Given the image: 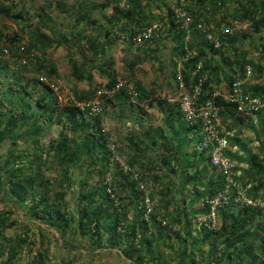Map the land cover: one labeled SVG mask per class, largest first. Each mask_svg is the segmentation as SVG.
Instances as JSON below:
<instances>
[{
	"label": "trees",
	"instance_id": "trees-1",
	"mask_svg": "<svg viewBox=\"0 0 264 264\" xmlns=\"http://www.w3.org/2000/svg\"><path fill=\"white\" fill-rule=\"evenodd\" d=\"M51 1L58 5L63 3L62 0ZM121 1H116L115 14L111 20H106L107 24L126 20L125 30L137 35L155 23L142 11V0H128L126 10L120 8ZM172 2L174 8H168V16L163 18V22L168 20L165 26L166 35L175 43L173 54L183 63L178 87L180 84L184 87L185 83L191 92L195 86L201 84L200 104L214 99L217 106L234 109L223 95L214 94V84L219 86L226 82L230 89L233 82L246 76L248 65L253 66L255 79L259 81L262 78L264 0ZM230 3L237 5L231 20L225 16V9ZM91 4L90 8L80 5L79 15L75 18L71 31L73 41L66 39L69 45L77 49V54L81 55L77 58L70 55L71 75L75 81L90 83L94 72L100 71L102 75L110 76L107 88L112 89L118 79L116 75L110 74L114 71L113 64L101 62L107 52L106 45L101 42L99 27L104 30L106 43L111 41L113 34L103 27L104 24L99 23V19H92L89 11L104 9L108 4ZM22 8L19 9V3L15 0H0V18L20 22L25 19ZM219 12L223 16L217 21L215 17ZM209 16L216 22L219 31L222 24L232 26L231 22L247 24L248 27L238 39L233 33L224 35L219 32L217 47V43L208 38L207 31H202L203 27L201 28L202 17L208 23L212 22ZM186 18L193 20L190 26L193 36L189 44L185 40ZM145 23L148 24L144 27ZM30 26L32 27L31 24ZM89 26L93 31L91 35L85 36L86 45L83 43L85 39L81 38V32L78 34L74 30L81 27L79 31H86ZM250 31L259 35V62L249 58L250 52L245 47ZM32 32L29 47L36 50L37 47L48 46L50 38L45 37L38 29ZM60 36L63 37V34ZM201 38L202 40L195 42ZM17 40L20 38L15 37L12 40V48L17 51L12 52L14 58L10 63L20 57L19 47L15 46ZM158 41L165 40L161 38ZM158 41H147L146 47L139 49L138 54H145L146 57L154 55L156 50L152 52L149 48L153 43L158 44ZM2 45L0 44V56L9 51ZM130 46L134 47L131 42ZM186 46L197 49V55L188 61L183 60ZM142 58L139 56V59ZM129 65L132 70L136 62L131 61ZM50 66L46 69L45 64H40L37 68L40 75L27 79L19 72L10 73L9 62L0 57V259L2 258L3 264H20L24 251L29 253L35 245V238H32L35 234L31 226L39 228L38 235L36 234L40 241L39 247L45 245L44 241L51 240L50 230L54 229L63 240L62 247L80 242L94 250H117L129 264H264L262 212L237 202L234 192L229 193L231 205L225 203L222 207L221 226L217 230L202 227L200 236H193L192 230L188 228L189 218L194 212L193 207L198 202L204 204L207 200L214 199L226 188L228 177L212 166L207 149H200L198 146L193 151L186 150L182 141L175 137H165L162 127L141 124L138 135L130 138V148H134L136 152L128 155L127 162L130 168L145 175L143 180L146 182L147 168H151L149 171L159 185L155 189L150 184L142 188L147 187L152 200H159V205L152 209L149 218H145V207L140 205L146 196L134 174L124 172L119 166L112 170L113 153L110 149L109 133L107 134L104 127L105 113L91 116L89 107L77 104L93 100L99 87L87 91L74 90L72 92L75 100L71 98L69 103L60 104L52 88L56 81H52L49 75L56 79L60 76L56 67L53 64ZM130 74L132 80L134 70ZM221 74L224 79L220 77ZM133 82L138 91L135 101L145 105L148 100L163 112L175 108L167 98L154 96L155 90L147 88L142 81ZM261 83L263 84L253 87H248L246 83L247 93L264 99V82ZM129 99L132 100L129 90L123 88L108 100L123 104ZM175 106L176 112L172 114L179 115L180 108L177 104ZM138 108L142 110L140 106ZM257 115L263 120L261 138L258 140L259 151H247V160L242 161L247 162L248 169L243 172L242 178L236 179H241L245 185H252L249 195L264 199V166L259 162L264 155V113ZM239 117L244 116L238 115L235 120L239 121ZM195 127L201 129V124ZM53 130V139L44 144L43 138ZM201 143L200 136L198 144ZM142 145L151 147V150L155 148L154 154L157 155L147 158L146 148ZM143 161L145 162L142 163ZM108 175L111 183L106 181ZM187 192L194 198L187 201ZM185 203L190 205L191 210L187 211L182 206ZM173 206H178L179 210L171 212ZM210 208L211 205L208 204L201 210L210 211ZM160 211L164 212L163 217L171 218V222L179 224L180 230L175 233L178 246L173 241L171 229L160 219ZM15 215H25L28 218L27 224L20 220L15 221ZM183 217L186 226L181 225ZM9 228H16L15 235L2 241L1 237ZM204 243H208L205 251L200 246ZM47 247L48 249L41 248L33 256L34 260L28 264H47L50 259V247ZM64 261L67 264L72 263Z\"/></svg>",
	"mask_w": 264,
	"mask_h": 264
},
{
	"label": "rangeland",
	"instance_id": "rangeland-1",
	"mask_svg": "<svg viewBox=\"0 0 264 264\" xmlns=\"http://www.w3.org/2000/svg\"><path fill=\"white\" fill-rule=\"evenodd\" d=\"M16 2L19 3V9L21 7L23 10L24 14V20H20V22L13 21L11 19H6V18H0V44L5 48H7L9 51V54L1 55L0 57L2 58L3 61H8L9 65L11 67V72L13 73L14 71L21 73L25 78L31 79V78H36L39 74V71L37 68L40 66V64H45L46 69L48 67H51L50 63H53V66L56 67L57 73L59 74L60 78L56 79L53 75H49L52 79V81H56V84L52 85V88L54 89L55 94L57 95V98L60 102V104H66L69 103V100L72 98L74 99V95L72 91H84L88 89H94L99 87L98 90H107V85L110 80L109 75H102L101 72H94V78L93 80L89 83L87 81H75L71 75V64L69 61L70 55H73L74 57H79L81 56L80 54H77V49L67 43L68 39L69 41L72 40V29L74 28V23H75V18L79 15V11L81 6L80 5H85V7L90 8L92 6L91 3H97V4H108L106 8H102L101 10L98 9H91L90 14L92 15V19H99V23L104 24L103 27L109 29L113 36L111 37V41L109 43H106V39H104V30L99 27V35L100 38H102L101 42L102 44H105L106 47V55L102 58L101 62L106 61L107 63L113 64L114 71L110 73L111 75L114 74L117 76V79L123 80L127 83H133L135 88L136 84L134 81H142L147 82V78L150 75H154L155 77L159 78V73H157L153 67H151L152 64L157 63V58L158 57H163L165 54L167 57V47L169 46V50L171 51L174 48V41H172V38H169L170 40H165L163 42H159L161 38H166L167 37V28L165 27L166 24L168 23L163 22V18H166V13L168 12V8H174V3L172 0H165L163 3V0H142V11L144 14L149 17L150 21H155L161 24L164 28L162 34L159 36L160 38L157 40L152 39V41H158V44L153 43L149 48L152 52L153 50H156L154 53V59L151 57L146 58L148 66H145L142 68L143 72L138 73L139 76L133 74L132 80H131V66L129 63L134 60L135 57H138L139 54L141 57H143L142 53L138 54V50L142 49L145 45L142 47H132L130 46V38H132V35L129 30H125V22L126 20H120L117 22H110V24H107L106 20H111L112 16L115 14V7L117 6L116 1L117 0H62L63 3L61 5H58L57 3H53L51 0H15ZM240 1V0H239ZM51 2L53 4H51ZM236 4L230 3L228 7L225 9V16L231 20V16H233V13L236 8ZM120 8L122 9H128V0H122L120 3ZM85 12V11H83ZM223 12V11H222ZM41 15H43V18H41ZM222 13H218L215 17V20L219 21L222 18ZM141 17V16H140ZM210 20L212 21L211 23H208L205 20V17L201 18V28L202 31H207V36L211 41H214L217 43V47L219 46V41H218V34L221 32L222 34L226 35L225 32H223V29L229 28L230 34L233 33L237 37V39L244 33L245 30H247L248 25L247 24H242V23H233L232 26H227L225 23L222 24L219 28L216 25V22L212 20V17L209 16ZM42 19H44L42 21ZM131 23V21L129 22ZM32 25V27L30 26ZM46 24V25H44ZM148 23H145L143 26L145 27ZM193 20L191 19L190 25L187 28V36L185 38L186 44H189L191 39H192V26ZM92 26V25H91ZM89 26V29H86V31H79L81 27H78L77 31L74 30L75 33L81 32V38L85 39L83 41L84 44H86V35H91L93 29ZM138 28H140L138 26ZM38 29L41 31V33L45 34V37L50 38L49 44L47 47L40 46L37 49H34V56L32 57V60L28 65L21 66L19 65V62L21 61V56L17 58L14 62L13 61V56L12 52L14 53L17 50H13L12 48V40L15 37H19L20 40H17L15 43L17 47L20 46H28L27 49L31 51V47H29L30 44V38L31 34L33 33V30ZM63 34V37L60 36V34ZM68 34V36H66ZM166 35V36H165ZM249 37L245 41V47L246 50H249V58L254 60L255 62H259L260 59V52L257 49V45L259 43V40L257 37H259L258 34H255L254 32L250 31L249 32ZM197 36V35H196ZM198 36H200L198 34ZM196 38V37H194ZM167 39V38H166ZM66 40V42H65ZM201 39L195 40V42H198ZM61 42V44H60ZM11 44V45H10ZM161 44V45H160ZM41 45V44H40ZM87 45V44H86ZM146 47V46H145ZM133 51H130V50ZM195 50L196 55H197V49L193 48ZM72 52V54H71ZM137 52V53H135ZM130 53V54H129ZM172 53V52H171ZM12 56V57H11ZM109 58L111 60H109ZM169 60V59H168ZM181 61V60H180ZM35 66H33L34 64ZM140 66V65H139ZM253 68L252 65H248ZM20 67V68H19ZM36 67V68H35ZM177 73L181 74V68L179 65L176 64ZM26 68V69H25ZM254 69V68H253ZM22 70V71H21ZM26 70V72H25ZM29 70V71H28ZM141 70V68H140ZM161 73L159 81V85H157L153 90H155L154 96H158L159 98H167L168 100H174V102L170 103H178L179 105V99L180 97L185 94L189 93V88H186V84L184 83V87L181 86L178 87L177 81L181 78L179 75H172L169 74V72L172 70L174 73V66L172 65L171 62H168V66H160L159 68ZM165 70V71H164ZM169 71V72H168ZM264 73V71H263ZM144 75V76H143ZM173 77V81L175 84V88L177 90H174L173 88H169L168 84L166 83L167 79ZM140 78V79H139ZM254 78V75H253ZM178 79V80H177ZM47 77L46 80L47 81ZM148 81H151L148 78ZM259 82H264V74L262 78L259 80ZM1 84V83H0ZM149 84V83H147ZM152 84V83H151ZM149 84V85H151ZM156 84V82L154 83ZM153 84V85H154ZM146 86V85H145ZM151 88V87H150ZM70 89V90H69ZM97 90V91H98ZM137 90V88H136ZM114 95H102L99 96L98 94L96 97L91 100L88 103L84 102H78L77 104L79 106H87L89 107V104L94 103V102H99L100 103V111L92 112L91 109L89 110V114L91 116L99 115L102 112L105 113V116H103L104 120V127L105 131L109 135L110 138V149L111 152L113 153V162L114 165L112 167V170L115 168L120 167L124 172H131L134 174L135 179L137 180L139 187L141 190H143L145 193L144 195L150 199L151 207L152 209L154 207H157L159 205V200L158 198H154L153 200L149 196V190L147 189H142L143 186H146L147 184H150V187L152 186L154 189L159 187L157 183H155L153 176L149 170V167L147 168V177H148V182L143 180L144 174L141 172H138L134 168H130L129 162H127V157L128 155L131 154V152H136L134 148H130L131 146V141L130 138H132V135L136 136L138 133L141 131L140 126H137L136 120H139V116L143 115V109H139V105H141L140 102L135 101L134 98L129 99L127 103L123 104H117L109 101V98H112ZM75 100V99H74ZM200 105V102H199ZM142 108V107H141ZM181 111V110H180ZM150 114L152 115L153 118H156V115L159 113L157 111H150ZM55 134V131L53 130L51 134H48L45 138H43L44 144H48L51 139H53V135ZM139 137V136H138ZM143 148L145 149L147 158L151 156H155L157 154H154L155 148L151 147H145V145H142ZM143 161L142 163H144ZM119 164V165H118ZM235 170H237V167H235L230 173V180L232 179L235 183L236 186H230L229 188L226 186V188L218 193V195L214 199L207 200L204 204L203 202H198L194 207L193 210L194 212L190 216V225L188 226L189 229L192 230L193 236L198 238L201 234L202 230V225L204 223L210 224V213L211 211H205L201 210L204 205H208L209 201L213 200L214 201V209H215V228L209 230H217L222 223V216H221V210L224 204L228 203L231 205L230 202V194L233 192L235 193V200L238 201L239 197V190H244L246 189V192L242 191L244 195L248 198L252 199H263L262 197H255L252 195H249V191L251 190V184L245 185L241 179H236L240 178L237 177L235 174ZM111 173V172H110ZM228 177V175H226ZM229 179H228V184H229ZM107 182L111 183V177L108 175L107 176ZM113 181V180H112ZM154 181V182H153ZM158 185V186H157ZM250 188L248 189V187ZM173 194V193H172ZM115 196V195H113ZM187 201L189 199H193L194 197L191 195L190 192H187L186 194ZM225 204V205H226ZM141 207L144 208V202L141 203ZM184 208H186L187 211L191 210L190 205L188 203H185V206L182 205ZM252 208H256L255 206H252ZM145 209V208H144ZM258 209V208H256ZM160 210V209H159ZM179 208L178 206H173L170 211H178ZM146 212V210H145ZM262 212V211H261ZM1 213V212H0ZM151 213V212H150ZM149 213V214H150ZM161 214L160 219L162 220L163 224H167L169 228L171 229V233L173 235V241L175 242L176 246L179 245V242L177 238L175 239V233L180 230L179 224L171 222V218L167 219L164 216V212L160 211ZM149 214L145 213V218H149ZM262 217L264 220V213L262 212ZM15 221H23V223L26 225L28 222V218L25 215L18 216L15 215L14 217ZM185 217L182 218L183 223L181 224L182 226H186L185 223ZM31 229L33 230L35 236L32 237L33 239L35 238V245L31 248L29 253L24 251V257L21 259L20 264H28L31 261L34 260V257L37 252L42 248V249H48L47 246L50 247L49 256L50 259L47 262V264H67L64 260L66 261H71V264H129L122 256L117 252V250H99V249H92L91 247L84 246V243L80 242H73L75 245H69V246H61L63 243L62 238L55 232L54 229L50 230L52 234L49 235L51 240L44 241L45 245L42 247L40 246V241L38 240L39 237L38 232L39 228L37 226H31ZM16 228H9L5 231V235L1 237V240L4 241L15 235ZM182 233L184 232L183 230L181 231ZM37 234V235H36ZM208 243L201 244V250H207L208 248ZM169 251V249H165ZM75 251V252H74ZM30 254V255H29ZM2 258L0 259V264H3L1 262Z\"/></svg>",
	"mask_w": 264,
	"mask_h": 264
},
{
	"label": "built area",
	"instance_id": "built-area-1",
	"mask_svg": "<svg viewBox=\"0 0 264 264\" xmlns=\"http://www.w3.org/2000/svg\"><path fill=\"white\" fill-rule=\"evenodd\" d=\"M191 18H186L185 27L186 29L190 25ZM164 28L158 22L151 24L148 28L142 30L139 34L132 36L130 42L134 47H142L147 41H152L154 38H158ZM223 32L230 33L229 28L223 29ZM28 46H20L19 51L21 56V61L19 65L26 66L32 60L34 56V49H27ZM6 55L9 54L8 51L5 52ZM196 56L195 50L185 47L184 61H188L191 58ZM246 76L244 78L238 79L233 82L227 94L224 96V99L232 104L233 108L237 111L238 115L242 116H252L258 113H264V99L259 97L252 96L247 93L245 84L253 76V68L248 66L246 68ZM44 79V78H43ZM183 87V84H181ZM123 88H127L132 96L136 98L138 96V91L136 90L133 83H127L123 80L118 79L115 86L112 89L107 90H98V98L102 95H114L116 92L120 91ZM201 84L193 88L189 93L183 94L179 99L180 110L184 118L190 123H195L197 120H200L201 132H202V143L200 144V149H207L210 156V161L212 166L222 171L223 174L228 175L235 168L236 162L233 161L227 154L226 150L228 147V138L232 136V132L223 126L220 117L219 111L221 107L217 106L214 99L205 100L202 104L199 105V98L201 97ZM169 102H174V100L169 99ZM89 108L92 112L100 111V103L94 102L89 104ZM236 186V183L229 179V184L227 187ZM250 186L248 187V189ZM244 193L246 189L242 190ZM239 190L238 201L245 206H255L264 213V199H252L244 195V193ZM144 207L146 213L149 214L152 211L150 199L145 198ZM211 205L210 208V224L204 223L202 227H207L210 229L215 228V209L213 207L214 201H209Z\"/></svg>",
	"mask_w": 264,
	"mask_h": 264
},
{
	"label": "crops",
	"instance_id": "crops-1",
	"mask_svg": "<svg viewBox=\"0 0 264 264\" xmlns=\"http://www.w3.org/2000/svg\"><path fill=\"white\" fill-rule=\"evenodd\" d=\"M166 38H164V40H170L169 38L171 37H166ZM167 50H169V46L167 47ZM167 50H166L167 57L164 54L163 57L160 56L157 58V63L151 65V67H153L154 70L157 73H159L158 74L159 78L155 77L154 75H150L148 78L151 81H148V78H147V82H145V85L147 88L151 87V89H153L157 85H159V81L157 80L160 79L161 73H163V72H160L159 68L160 66L167 67L168 62H171L175 68L174 73L171 70L170 72L168 71L169 74H172L174 76L179 75L181 77V74L176 72L178 69L176 67V64L179 65V67L181 68L183 66L182 61L178 60V57L173 54V49L168 52ZM130 51H133V50L131 49ZM139 56L134 58L133 61L136 62V65H134L132 69L134 70V74L137 76H139L138 73L143 72L142 68H144L145 66H148V64L146 63L147 62L146 58L148 57H146V55L144 54L143 58L139 59ZM172 56H174V58H172ZM151 57L154 58V55H150L149 59H151ZM50 64H53V63H50ZM220 77L223 78L224 75L221 74ZM155 82L156 84H154ZM147 83L149 84L152 83V84L149 85ZM166 83L168 84L169 88H173L174 90H177V88H175L173 77L168 78ZM257 84H263V83L259 82L255 78L249 79L247 81L248 87H253L254 85H257ZM214 87H215V90H214L215 95L221 94L224 97L229 91V88H227L228 86L226 82H223L219 86L214 84ZM171 104H173V107L175 108L173 110L168 109L165 112H163L157 109L156 104L153 105L147 100L145 102V105H142V104L139 105L140 107H142L144 114L139 116L138 118L139 120H136L135 124L136 125L138 124L137 126H140L141 124H143L144 126H150V127H162L165 131L163 134L165 135V137L166 136L175 137L177 140L182 141L183 147H185L186 150L193 151L194 149L198 148V146L200 147V145L198 144V140L200 136L202 137V132L200 128L195 127L196 125L200 124V120H197L195 123L190 124L184 118L181 111L179 115L172 114L176 112L175 105L177 104L178 106V103L175 102ZM150 105H153V106H150ZM150 111L151 112L157 111L159 114L156 115V118H153L152 115L150 114ZM237 116L238 115L235 114V110L230 107H229V110L226 107H223L219 111V117H220V120L223 126H225L228 130L232 132V136L228 140V147L226 150V154L233 161L236 162L235 167H237V170H235V174L237 175V177L242 178L243 172L248 169L247 162L242 161V160H247V156H248L247 151H252V153L253 152L256 153L259 151V141L258 140H259V137L261 138L260 129H261V124L263 120L261 119L260 115H257V114L252 115V116H246V117L244 116L241 118L239 117L240 118L239 121L235 120V117ZM194 124L196 125L193 127ZM190 127H193V128L191 129ZM263 159H264V155L260 157L259 162L264 166V161H262Z\"/></svg>",
	"mask_w": 264,
	"mask_h": 264
}]
</instances>
